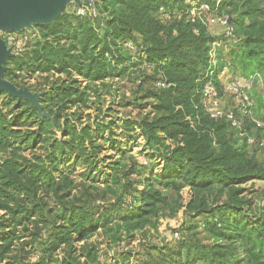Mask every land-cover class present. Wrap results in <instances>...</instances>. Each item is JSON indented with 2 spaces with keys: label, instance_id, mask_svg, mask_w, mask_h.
Returning <instances> with one entry per match:
<instances>
[{
  "label": "trees",
  "instance_id": "obj_1",
  "mask_svg": "<svg viewBox=\"0 0 264 264\" xmlns=\"http://www.w3.org/2000/svg\"><path fill=\"white\" fill-rule=\"evenodd\" d=\"M195 1L197 8L193 14L191 0H94V16L75 15L74 4L68 12L39 28L40 38L30 54L26 50L27 41L22 50L25 56L17 59L19 66L23 65L32 73L55 71L70 76L74 72L87 83L80 88L77 79L62 80L59 86H51L39 98L41 104L51 103L57 107L54 112L43 105L42 111H47L56 129L62 132L61 140L49 137L54 135L51 120L40 118L36 108L27 101L20 99L13 110L21 113L20 119L15 115L8 120L0 108V154H6L0 163V183L6 189L0 195V210L12 215L42 212V198L40 202L27 200L29 194L35 200L38 190L46 194L50 191L58 200L68 195L72 198V192L69 194L73 184L71 175H75L78 163L85 158L83 163L88 169H98L94 156L87 157V147L95 149L92 144L97 140L108 143L112 150L121 144L115 140L112 120L106 122L101 118L91 125L80 124L76 120L82 112L62 114L63 110L73 106L87 108L89 93L86 90L99 94L98 84H104L105 78H120L125 72L128 76L134 75L141 66L148 70L130 79L128 91L132 99L128 98L123 105H132L138 113L149 107L148 112L140 114L139 118H118L116 121L125 133H133V137L142 135L144 139L145 162L137 160L128 170L116 159L109 165L111 181L117 186L121 184L125 191L124 204L120 205V210L116 203L109 207L88 203L76 206L69 202L61 205L62 212L56 213V217L66 221L68 234L66 231L62 235L54 234L45 243L44 254L74 241V234L77 235L75 241L87 239L99 227L108 242L123 249L130 244L124 236L131 237L145 227H155L160 217L169 214L167 211L173 213L183 206L181 191L187 188L191 197L184 213L190 220L186 221L184 229L189 233L199 229L212 241L197 245L181 236L178 229L174 230L172 235L178 233L179 236H173L174 240L161 248L144 247L159 251L158 262L150 256L149 264H195L199 261L205 264H264V188L258 190V201L253 202L247 191L254 193L255 190L243 186L250 182V187H254L255 180H264L263 163L247 149L259 141L247 143L246 137L238 135L240 120L237 126L224 114L211 117L203 101V87L207 81L221 91L222 84L217 76L225 66L248 78L259 79L264 85V0ZM201 5L207 7L200 8ZM224 15L237 40L228 51V59L216 64L210 60L211 43L220 38L210 32L207 18ZM94 22H97L96 27ZM214 22L210 25H219L226 35L225 26L217 20ZM128 43L130 46H126ZM135 49L143 51V59L139 56L132 59L131 52ZM142 100L149 102L139 103ZM22 103L34 112L36 130L25 132L17 139L22 129L30 128L22 124L29 120L27 110H20ZM104 131L108 137L104 136ZM167 140L173 144H166ZM39 144L43 145L37 148ZM28 148L31 152L44 150V154L34 156L36 162L33 164L23 165L17 158L22 159L21 154ZM150 152L161 162H154L149 157ZM156 167L159 172L154 173ZM141 169L145 174L136 182L140 187L137 189L128 177ZM53 170L58 173V180L52 175ZM79 177L93 185L97 182L95 174L80 173ZM104 184L112 191L108 181ZM9 190H21L23 195L17 201L10 197ZM50 223L53 225L52 221ZM54 230L58 232L59 228ZM11 244L9 237L5 245L0 246V253ZM58 263L75 262L64 256Z\"/></svg>",
  "mask_w": 264,
  "mask_h": 264
},
{
  "label": "rangeland",
  "instance_id": "obj_2",
  "mask_svg": "<svg viewBox=\"0 0 264 264\" xmlns=\"http://www.w3.org/2000/svg\"><path fill=\"white\" fill-rule=\"evenodd\" d=\"M191 2V6L193 8V10L191 9V13L193 14L196 12L195 8H197V6H195V0H191ZM74 4V2L66 4L64 10L59 16L68 12V10H70V6ZM201 7L207 6L201 5L200 8ZM103 16H106V14L104 13ZM216 19L217 18L211 16L207 18V21L208 23L213 24ZM210 24L208 26L210 32L215 33V35H218V38H220L215 39L211 43L212 46L210 60L213 63L217 64L220 62L221 64L224 58L225 60L228 59V51L232 47V44L236 42L237 38L234 33H232V35L223 34L224 30L219 25ZM42 25L44 24H32L31 26L25 27L18 32H0V38L4 40V36L10 33L17 34V36L20 34H25L28 37V45L26 50H28L27 53L30 54L34 48V45L37 43L36 41L40 38L41 33L39 28L42 27ZM93 25L96 27L97 22H94ZM98 33L100 37L102 34L101 31ZM6 47L10 50L12 56H10L6 60V64H4L6 66L5 72L8 74V76L6 75L4 78L7 81L13 83L17 89L27 88L30 92L39 94L40 98L42 95H44L46 90H49L51 86L52 88L59 86L62 80L66 81L69 79H77L80 81V88L84 87L87 83L83 81L77 73L74 72L70 75L71 77L65 72L58 73L51 71L49 73L40 72L37 70L32 73L23 65L22 67L18 65L17 59L20 56H25V53H23L24 51L15 52L13 49L15 46L13 45L8 46L6 44ZM136 51L137 50L135 49V51L131 52L132 59H137L138 56L143 59V51ZM145 71L148 72L145 67L141 66L136 69L134 75L130 74V76H128L129 73L125 72L120 78H105L104 84L96 82L99 83V88H97L99 90V94L94 93L93 90L85 89L87 93H89L88 97L90 101L87 102V108L73 106L66 111L63 110L62 114H70L76 111L79 113L82 112L81 116L76 120L77 122H80V124L90 123L91 125L94 121L101 120V118H104L106 122L112 120L115 122L113 126V133L116 135L115 140L118 139L121 144H117L116 147L118 149H115L116 151L112 150V148L108 146V143H104L102 140H97L92 144L95 149H92L91 146L87 147L88 151L86 155L87 157H92V155L94 156L93 159L96 161L98 171L94 170L93 168L88 169L86 164L83 163L85 158H83V160L78 163V166L75 168V175H71L73 178V184L72 188L69 189V194L72 192V198H70V195H68L65 197V199L58 200V197L54 196V194H52L50 191L48 194H46L44 191L38 190L34 196L35 200L32 198V194L27 196V200H31L32 202H40L39 200L42 198L43 201L40 202V204L43 205L42 212L37 210L36 212H33L32 215L24 216L21 213L12 215L10 212L5 213L3 210H0V246H4L9 237L12 241L10 247L5 252L0 253V264H59L58 261H60L64 256L66 258H70V260H73V262H75L73 264L83 262H87L88 264H149L150 256L156 258L155 262H158L159 251H149V249H145L144 247L155 246L157 249L158 247L161 248V246L165 245V243L174 240V235H172L174 230L178 229V231L181 232V236H185V239H188L197 245H205L212 241L211 238H208V236L199 229L194 230L192 233L185 231L184 225L187 220H190V218L185 215L184 209L191 197V194L184 188L181 191V203L183 206L177 207L173 213L167 211L169 214L165 215L164 217H160L155 224V227H145L142 231H136L131 237L124 236V239L130 242V244L125 245L123 249L120 248V245L117 247L114 242H108L107 237L103 234V229L99 227L97 231L87 239L75 241L77 235L74 234V241L66 243V245L61 244L59 248L55 249L50 254L43 253L45 243H48L49 240L53 238L54 234L62 235L65 233V231L68 234V225L65 223L66 221L62 220L59 216L56 217V213L62 212L61 205H65V203L69 202V204L73 203L76 206L88 203L89 205H104L109 207L111 204L116 203L117 208H119L120 205L122 206V204H124L122 199H124L125 191L121 184L118 185V190V186L114 185L115 182L113 180L111 181L109 174H111L112 171L109 165L112 160L116 159L125 164L126 170H128L129 165H132L137 160L142 161L143 159V153H145L142 152L144 144L143 136L140 135L139 137H133V133H125L121 129V124L117 123L116 121L118 118H139L140 114L148 112L149 107H144V109H142L143 112L138 113V110L132 105L123 106L124 102L128 98L132 99L131 94L128 91L129 87L131 86L130 79L135 78V76ZM217 79H219L220 83L222 84L220 92L218 91L217 87H215L218 92V109L225 113H231L235 118H237V120L241 121V128H237L239 130L238 135L241 137H246L247 143L255 144V140L257 142L259 141L256 145L248 146L247 149L264 165V151L260 147V142L264 141V85L259 79L248 78L239 71L233 70L228 66L222 68L217 76ZM236 87H238L239 90H244V94L246 95V114H243L240 111L241 100L233 91V89ZM203 101L204 104L208 103L204 96ZM18 102L19 101H17L15 97L8 96L4 91L0 92V108L8 120L12 119L15 115H17V119H20L21 113L13 111L16 108ZM27 102L31 104L29 101ZM143 102L149 101H139V103ZM210 102L212 103L211 100ZM45 104L46 105L40 103V106L42 107L44 105L51 107L54 112H57V107L54 104ZM244 104L245 102L243 103V106ZM97 107L100 108L99 111L97 110ZM23 109L27 110L29 120L22 124H26V126L30 128L22 129L21 134L17 135V139L20 138L23 133L25 134V132L33 131V129L34 131L36 130V118L34 112L29 110V107H27L25 103H22L20 108V110ZM43 112L48 114L47 111ZM96 116H98L97 119H95ZM60 122H62V119ZM118 125L119 128H116ZM13 127L14 129L17 128L15 126ZM51 130L54 132V135H50L49 137L57 138L58 140L62 139L63 134L61 131H59V129H56L53 120L51 122ZM104 134L105 137H108L107 131H104ZM117 135H120V137H117ZM46 143L47 142H44V144ZM165 143L169 145L173 144V142L170 140H167ZM40 145L43 144L36 145V147L39 148ZM37 154H44V150L37 149L31 152V149L28 148L21 154L22 159L19 157L17 159H19V162H21L23 165L27 163L33 164L36 162L34 156ZM5 156L6 154H0V163ZM149 157L157 164L161 162L160 160L153 158L152 153ZM24 160H26V162H24ZM143 162H145L144 159ZM50 170H52V168ZM53 171L54 172L52 175L58 180V173L55 172L56 170ZM105 172L107 175H103ZM156 172H159L158 167L154 169V173ZM80 173L90 175L95 174V178L97 177V182H95L94 185L87 182L83 178L79 177ZM144 174V171L141 169L139 170L138 174H133L132 176L128 177L130 184H132L137 189L140 188L136 182L141 180ZM105 181H108V183L112 186L111 190L116 191V194L107 189L104 184ZM250 184L251 183L249 182L243 186L247 189L249 187V189L255 190L254 193L247 191V194L252 196L253 202H256L258 201L260 194V191L258 190L264 188V180H255L254 187H250ZM2 191H6V189H3L0 183V195H2ZM9 192L11 194L10 197H14V199H17V201L18 198L20 199V196L23 195L21 190H16V192L9 190ZM58 194L61 195L62 191ZM13 202L14 201H12V203ZM28 203L29 204L27 205L30 206L31 203ZM120 209L121 207L119 210ZM51 221L53 222V225L50 223ZM55 227L59 228L58 232L54 230ZM178 236V233H175V238ZM88 253L90 254L89 256H87ZM161 254L166 255L168 252ZM152 260L154 259L152 258Z\"/></svg>",
  "mask_w": 264,
  "mask_h": 264
},
{
  "label": "water",
  "instance_id": "obj_3",
  "mask_svg": "<svg viewBox=\"0 0 264 264\" xmlns=\"http://www.w3.org/2000/svg\"><path fill=\"white\" fill-rule=\"evenodd\" d=\"M72 2L80 4L81 0H0V32H18L32 24H49L62 13L66 4ZM10 56L12 53L0 38V92H6L17 101H29L36 108L38 116L52 122V118L42 111L39 94L32 93L27 88L17 89L4 78V64Z\"/></svg>",
  "mask_w": 264,
  "mask_h": 264
},
{
  "label": "built area",
  "instance_id": "obj_4",
  "mask_svg": "<svg viewBox=\"0 0 264 264\" xmlns=\"http://www.w3.org/2000/svg\"><path fill=\"white\" fill-rule=\"evenodd\" d=\"M74 13L77 16H84V15H90V16H94L96 15V9L94 6V0H86L85 2L81 1L80 4H75L74 7ZM227 16L224 15L222 17H218L216 20L221 24L224 25L226 28V34L227 35H232L233 33V28L229 25H227ZM4 40L6 42V44L8 46H15L13 49L14 51L16 50L17 52H20L24 49L25 45H27V41H28V37L25 34H20L17 36V34H7L6 36H4ZM127 46H130L129 43L127 44ZM233 91L237 94V96L240 98L241 100V107L243 106V103L245 102L244 106L241 108L240 107V111L243 114H246L245 112H247L246 109V103H247V98L246 95L244 94V90H239L238 87H236L235 89H233ZM203 96L205 98V100H207L208 103H206L208 105V112L210 113L211 117H218L220 115H226V117L231 121L232 125H237L239 126V121L237 120V118L234 117V115H232L231 113H225L222 112L218 109V92L215 89V86L211 83V81H207L204 84L203 87ZM210 100L212 101V103L210 102ZM244 101V102H243ZM249 103V101H248ZM260 147L262 148V150L264 151V141L260 142ZM175 236V234H174ZM177 236V234H176ZM177 238V237H176Z\"/></svg>",
  "mask_w": 264,
  "mask_h": 264
},
{
  "label": "crops",
  "instance_id": "obj_5",
  "mask_svg": "<svg viewBox=\"0 0 264 264\" xmlns=\"http://www.w3.org/2000/svg\"><path fill=\"white\" fill-rule=\"evenodd\" d=\"M185 189L188 190L187 188H185ZM188 192H189V190H188ZM189 193H190V192H189ZM196 263H197V264H203V263L200 262V261H199V262H196ZM196 263H195V264H196Z\"/></svg>",
  "mask_w": 264,
  "mask_h": 264
}]
</instances>
